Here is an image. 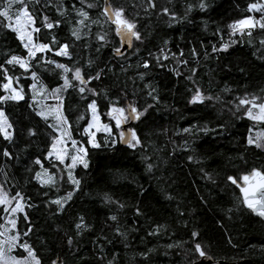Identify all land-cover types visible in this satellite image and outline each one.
I'll return each mask as SVG.
<instances>
[{
	"label": "trees",
	"instance_id": "obj_1",
	"mask_svg": "<svg viewBox=\"0 0 264 264\" xmlns=\"http://www.w3.org/2000/svg\"><path fill=\"white\" fill-rule=\"evenodd\" d=\"M104 2L23 0L39 29L37 42L52 48L32 58L0 17V96L6 95V77L23 94L0 102L11 125V139L0 133V184L24 202L17 219L20 242L40 264H196L203 258L264 264V223L227 180L253 168L264 172V147L247 143L264 133V121L249 119L244 113L250 105L239 104L242 98L264 97V28L233 33L229 27L255 18L248 8L261 0H152L154 7L148 0H109L113 9L123 8V18L134 21L141 36L121 56L115 55L121 43L102 13ZM6 3L0 0V10ZM20 7L13 4L12 17ZM78 9L88 13L83 24L77 23L83 19ZM45 17L52 29L44 27ZM62 44L69 56L55 54ZM13 55L29 62L27 71L6 63ZM76 68L86 84L73 79ZM65 78L62 113L70 139L86 149V168L67 169L45 158L57 133L50 119L37 114L32 85L63 90ZM197 89L202 102H190ZM93 100L116 135L99 133V147L84 132ZM127 103L143 112L132 126L139 140L133 147L121 146L109 115ZM43 170L53 176L51 183L36 179ZM69 192L62 209L52 203ZM197 242L204 257L194 252ZM15 254L24 256L20 249Z\"/></svg>",
	"mask_w": 264,
	"mask_h": 264
},
{
	"label": "snow or ice",
	"instance_id": "obj_2",
	"mask_svg": "<svg viewBox=\"0 0 264 264\" xmlns=\"http://www.w3.org/2000/svg\"><path fill=\"white\" fill-rule=\"evenodd\" d=\"M14 3H19L21 5V7L17 10V13H16L15 19H16L17 27H14L12 30L17 31L19 33V36H20V39L22 42L27 40V43H24V47L27 49L28 57L29 58L35 57L37 52H44L45 50L52 51V48L50 47L49 43H33V38H32L31 32L26 30L28 23L32 22L33 18L31 16V14L29 13L27 7L24 5L23 0H7V3L5 4L3 10H0V17H4L5 19L11 21L12 15L10 13H11V9H12V6ZM81 3H83V0H81ZM148 3H149L150 7L155 6L152 3V0H148ZM88 7L91 8V7H93V5L89 4ZM200 7L201 8L204 7L203 3L200 5ZM248 10L249 11L257 10V11L264 12V5L252 3L249 5ZM77 12H78V15L83 18V19L77 21V23L83 24L84 19L88 18V13L86 11L81 10V9H78ZM163 12L165 14H167L168 9L167 8L163 9ZM102 13L104 15L108 16L109 19H111L112 22L116 25V34L120 37L122 43L127 42L128 46L131 47L133 37H135L137 40H139L141 38L139 31L136 30V23L134 21L123 18V8L113 9L110 5L106 4L105 8L102 10ZM22 21H23V23H22ZM45 21L46 22L44 24V27H46L47 29H52L54 27V23L47 22V17H45ZM55 23L58 26L59 22H55ZM245 25H247L249 27L254 26L252 24L251 18L245 19V20H240V21L236 22V24L230 25L229 27H231L233 29V32H235L238 27L245 26ZM6 26L12 27L11 24L6 25ZM259 26L261 28H264V23H260ZM32 31L38 32L39 29L33 28ZM72 34L74 36H76L77 38H79V29H74ZM249 35H250V33H249ZM98 39L104 40L105 37L99 36ZM51 43L55 44V38L54 37H53V40L51 41ZM261 43H264V41H262ZM165 44H167V41H165ZM222 47L224 49H227L228 45L224 44V45H222ZM67 49H68V45L62 44L59 46L58 50H56L55 54L56 55L69 56ZM115 51L118 55L121 54L119 48L115 49ZM161 51L163 52V49H161ZM213 51H218V49L213 48ZM173 55H175V54H173ZM180 55H183V53L181 52ZM159 59H160V57H157L158 61H159ZM163 59H168V56L167 55L163 56ZM47 62L48 63H55L54 61H47ZM6 63L7 64L16 63L20 66V68L24 69L25 71H27L28 67H29L28 62L25 58H22V57H19L16 55L11 56V58L8 59L6 61ZM142 66L147 69L149 67V64L147 61H145ZM56 67L63 69L64 72L69 71V69L64 64H56ZM0 68H2V66H0ZM5 72H6V70H5ZM31 75L35 79L36 73L32 72ZM99 76H100V73H97L95 78L99 79ZM6 78L9 80V82L3 84V89L8 91L10 94L5 95V96H0V102H3L5 100H9V99L10 100L23 99L22 92L11 86V78L10 77H6ZM91 78L92 77H89V79H91ZM73 79L76 81H79V83L82 85L87 83V81H85L81 75V69L80 68H76L74 70ZM68 86H69V81L65 78L64 79V87L66 88ZM32 87H35V84H33ZM53 91L58 92V91H60V89L57 88V89H54ZM79 91L82 93L85 91V88L80 87ZM89 91H92V90L89 89ZM93 94H95V93H93ZM153 98L155 99V97H153ZM257 99H258L257 97H252L251 100L242 98L239 100V104L240 105H250V107L245 109V113H244L249 119H257V120L264 121V102L257 104L256 103ZM202 100H203V97L201 96L200 91L197 89L196 94L192 97V100L190 102H193V103L197 102V101L202 102ZM88 108L92 110L93 119L96 120L97 125H98L99 124V117H98V115H96V102L93 100L88 105ZM253 108L259 109L258 115L253 114V111H252ZM112 111H114L118 114L117 116L114 117L117 127L120 126L122 120H127L129 118L136 120V119H139L140 116L143 115V112L138 111V109L132 105H129V107H128V116H125V114H124L125 109L124 108H114ZM37 114L44 116V113H42V112L37 113ZM109 115H111V112L109 113ZM57 119H59V117H57ZM65 123H66V121H65ZM93 126L94 125L92 123H89L88 126L84 128V132L87 133L90 137L88 143L91 144L92 147H99V145L95 142V140L93 138L94 133L89 132V129L92 128ZM50 127H54V130L59 131V128L56 126L50 125ZM7 128H11V125L7 122V119L4 116L3 110H0V133H3L5 139H11V133L6 130ZM103 128L107 131H110V129L108 128V125H106V124L103 125ZM185 131H188V129H185ZM30 134H34V133H32L30 130ZM120 135L123 138L125 134L122 132ZM129 135H130V139L125 140V142L128 143L129 147L134 146L132 144L133 140H135L137 144L139 143V140L137 139L134 131L129 130ZM57 143H60L59 137L55 138L54 143L52 144L53 150L56 149ZM247 143L249 145H252L255 143L256 147H258V148L264 147V144L257 143L252 138H249ZM72 144H73V147H75L76 142L72 141ZM78 151L84 152V148L81 147L78 149ZM3 155L9 156V153L7 151H5L3 153ZM52 155H53V151H49L45 158L47 159L48 156H52ZM55 159L60 161L61 164H63L64 163L63 153L61 151H56ZM71 160H72V163L75 164L77 161V156L73 155L71 157ZM80 162L83 164V166L85 168L87 167L86 161L81 159ZM35 163L39 165V164H41V161L39 159H37L35 161ZM43 174L46 177V179L42 181L43 183H48V182L53 181V176L49 175L47 173V170H43ZM41 175H42V173L40 171L36 172V174H35L36 179L40 180ZM69 179H71V173H69ZM227 180L239 188L240 192L243 195V200H242L243 204L247 208L251 209L254 213L258 214L261 217H264V172L253 168L249 174L243 175L242 177H239V178L234 177L233 175H228ZM240 180L243 181V184L240 183ZM73 182L77 185L79 184V181H73ZM16 197H19V193L16 194ZM70 198H71V193L69 192L67 194V196L63 197L62 199L54 200V201H52V203L57 204L58 207L60 209H62L63 208V202L62 201L66 202ZM12 199H15V197L6 198V194L3 192L2 189H0V205H8ZM18 210H22V205L19 203V201H17L16 206L11 209V212L14 213ZM5 211L6 212L8 211L7 207L5 208ZM25 219H27V217H25ZM112 219L115 220L116 217H112ZM9 223L13 227L15 226V220H10ZM76 227L79 229L81 227V224H77ZM29 231H30V229H29ZM3 235H4V233L0 232V236H3ZM24 235H27V232H25ZM196 236H197V233L195 231L192 232V237L195 238ZM18 240H19L18 234L7 237V243H8L9 251L11 250V248L13 246H15V244L17 243ZM4 243H5V241L0 240V259H2V255H3L2 245ZM69 243H71V240H69ZM20 247H22L28 253V256L31 257V260L34 262V264H40V261L37 259L35 252L27 243L21 244ZM194 252L198 253L200 257H204L206 255L205 251L202 249L201 244L198 242L194 243ZM16 264H20V262L17 261ZM53 264H56V262L53 261Z\"/></svg>",
	"mask_w": 264,
	"mask_h": 264
},
{
	"label": "rangeland",
	"instance_id": "obj_3",
	"mask_svg": "<svg viewBox=\"0 0 264 264\" xmlns=\"http://www.w3.org/2000/svg\"><path fill=\"white\" fill-rule=\"evenodd\" d=\"M257 4L264 5V0H261V2H259ZM251 13L253 14V16H255V18H251L252 24L254 26H252V27H249L247 25L241 26V27H238L236 29V31L233 33H243L245 31H251V30L258 29V28L261 29L259 24L264 23V12L252 10ZM15 18H16V16L12 17L11 21L7 20V25H9V24L12 25V27H9L10 29L17 27ZM22 23H23V21H22ZM33 28H36L34 25V20H32V22L28 23L26 30L31 32V35L33 38V43H38L36 40V31H32ZM15 32L17 33V35L20 39L19 33L17 31H15ZM22 43L24 46V43H27V40H25ZM46 52H47V50H45L44 52H37L36 54H38V53L45 54ZM14 64H16V63H14ZM16 65H18V64H16ZM28 65H29V62H28ZM8 82H9V80L7 79V83ZM34 84H35V87H32L33 94H34V102L38 108L39 113H41V112L44 113V116H41V115L40 116L43 118L46 117L45 119H50L52 121L53 125L59 128V131H56V130L55 131L57 133L56 138L57 137L60 138V143H57L55 150L51 149V151H53V155L49 156V157L51 159H53L54 161H57L60 163V161L55 159V153H56V151H61L64 155L63 165L67 169H73L75 167L83 165L80 162V160L83 159L85 161L86 149L84 146L78 145L77 143H76L75 147H73L72 140L70 139V136H69L68 123H67V121H66V119L62 113L61 100L63 98L64 92L66 91L67 87L64 88L63 90L58 91V92H54V91H48L45 87L39 86L36 83H34ZM11 86L13 88H16L17 90H20L19 88H17L16 84L12 81V79H11ZM5 92H6V95L10 94L6 90H5ZM262 102H264V97L256 100L257 104L262 103ZM248 107H250V106H248ZM124 109H125V113H124L125 116H128L126 108H124ZM252 111H253L254 115L259 114L258 108H253ZM96 115H98V117H99V124L98 125H97L96 120L93 119V112L91 110L90 123H92L94 126L89 129V132L94 133L93 138H94L95 142H96V137L99 133L107 134L111 137V139H115L116 135L114 134V127L113 126L106 124V125H108V128L110 129V131H107L103 128V125H105V124L101 120V117L98 113L97 106H96ZM117 115L118 114L113 111V114H111V117H112L113 125H115V127L118 131V137L120 138V134L122 132V125L124 123H127L129 121V119L122 120L120 126L117 127L115 119H114V117ZM57 117H59V119H57ZM255 120H257V119H255ZM65 121H66V123H65ZM257 121H261V120H257ZM7 122H8V120H7ZM6 130L11 133V128H7ZM86 135L89 139L90 138L89 135L87 133H86ZM254 141H256L257 143L264 144V133L256 134L254 136ZM81 147L84 148V152L78 151V149ZM73 155L77 156V161L75 164H73L72 160H71V157ZM45 179H46V177L44 176V174H42L41 179H40L41 183H43L42 181ZM51 182L43 183V184H49ZM0 189H2L3 192L6 194V198H12L9 195L8 191L1 184H0ZM17 201H19V203L22 205V210H18V211L13 213V212H11V209L16 206ZM6 207L8 208L7 212L5 211ZM0 208L3 209L2 216H1L2 223H0V232L4 233L3 236H0V240L5 241V243L2 245L3 255H2V259H0V264H16L17 261H19L20 264H34V262L31 260V257L28 256V253L22 247H20V245L22 244L20 242V237H19V240L17 241V243L15 244V246H13L10 251L8 249V243H7V237L18 234L17 233V219H18L19 214L24 212V202L22 201V199L15 197V199H12L8 205H0ZM10 220H15V226L14 227L9 223ZM19 249L21 251H23L24 256L18 257L15 254L16 251Z\"/></svg>",
	"mask_w": 264,
	"mask_h": 264
},
{
	"label": "water",
	"instance_id": "obj_4",
	"mask_svg": "<svg viewBox=\"0 0 264 264\" xmlns=\"http://www.w3.org/2000/svg\"><path fill=\"white\" fill-rule=\"evenodd\" d=\"M106 4L111 6L109 0H105L102 10L105 8ZM111 7H112V6H111ZM112 8H113V7H112ZM104 16L106 17V19L108 20V22L111 24V26H113V28H114V32H115V34H116V25L112 22L111 19H109L108 16H106V15H104ZM116 36H117V38L120 40V43H121V47L119 48L121 54L118 55V54L116 53V51H115V55H117V56H121V55H124L126 52H128V51H130V50L132 49L133 42H134V40H135L136 38H135V37L132 38V44H131V47H129L128 44H127V42L122 43L120 37H119L117 34H116ZM129 105H131V104H130V103H127V107H126L127 115H128V107H129ZM132 106H133V105H132ZM138 111H139V110H138ZM140 118H141V116H140ZM140 118H139V119H136V120H133V119H130V118H129V121H128L127 123H124V124L122 125V132H123L125 135H124L123 138H122L121 135H120L119 142H120L121 146H123V147H128V146H129L128 143L125 142V140L130 139L129 130L133 131L132 126H133L134 124H136V123L140 120ZM122 132H121V133H122ZM255 169H257V168H255ZM257 170H260V169H257ZM260 171H261V170H260ZM250 172H251V171H250ZM250 172H249V173H250ZM249 173L242 174L240 177H242L243 175H247V174H249ZM240 183L243 184V181L240 180ZM233 185H234V184H233ZM234 186L238 189V191H239V193H240V195H241V198H242V200H243V195H242V193L240 192L239 188H238L236 185H234ZM243 205H244V204H243ZM244 207H245L247 210H249L250 212H252V214H253L255 217L259 218V219L264 223V217H261V216H259L258 214L254 213L251 209L247 208L245 205H244ZM196 264H225V263H224L223 261H215V260H213V259H206V258H203V260L197 262Z\"/></svg>",
	"mask_w": 264,
	"mask_h": 264
}]
</instances>
